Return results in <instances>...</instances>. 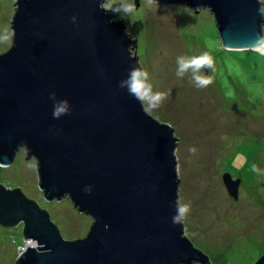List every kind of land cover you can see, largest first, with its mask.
<instances>
[{
	"label": "water",
	"instance_id": "water-1",
	"mask_svg": "<svg viewBox=\"0 0 264 264\" xmlns=\"http://www.w3.org/2000/svg\"><path fill=\"white\" fill-rule=\"evenodd\" d=\"M152 1L208 10L225 50L264 46L260 0ZM102 2L15 0L0 53V166L23 150L44 199L67 198L92 219L85 237L65 240L37 202L0 185V225L22 224L32 244L15 264H211L184 234L175 130L131 91L137 41ZM60 102L67 110L54 116ZM222 180L237 200L240 179Z\"/></svg>",
	"mask_w": 264,
	"mask_h": 264
},
{
	"label": "rangeland",
	"instance_id": "rangeland-1",
	"mask_svg": "<svg viewBox=\"0 0 264 264\" xmlns=\"http://www.w3.org/2000/svg\"><path fill=\"white\" fill-rule=\"evenodd\" d=\"M124 2L113 0V20L136 39L133 52L152 91L166 93L156 104L141 97L143 106L178 138V203L188 205L184 234L211 264H254L264 253V47L261 53L225 50L205 9L139 0L131 14L122 15ZM14 9L15 0H0V53L11 43L3 36L11 31ZM205 52L212 62L210 83L198 87L190 69L176 75L178 56ZM224 173L240 179L237 200L226 190ZM37 177L35 161L23 150L10 166H0V185L19 188L37 202L65 240L85 237L92 219L67 198L46 201ZM26 243L22 224L0 225V264H15Z\"/></svg>",
	"mask_w": 264,
	"mask_h": 264
},
{
	"label": "clouds",
	"instance_id": "clouds-1",
	"mask_svg": "<svg viewBox=\"0 0 264 264\" xmlns=\"http://www.w3.org/2000/svg\"><path fill=\"white\" fill-rule=\"evenodd\" d=\"M100 7H102L105 10L113 9V0H103V2L100 4ZM134 0H125L124 3L120 5V11L121 14H131L134 9ZM259 11L264 14V8L259 9ZM75 19V17H73ZM13 33L11 31H7L6 34L3 36V39L7 40L9 37H11ZM259 53V52H258ZM177 63V69H176V75L182 76L184 71L188 69L190 66L195 70L199 69L201 65H211V59L208 56V54L205 52L199 56H194L190 58H185L183 56H178L176 58ZM148 77V73L144 70L136 71L132 74L131 79V91L136 93L138 97H144L145 99H151V101L156 104L159 103L160 100L166 95L165 92L162 91H152V85L148 82L146 79ZM193 77L196 81V85L204 86L211 82L210 76H203L197 74L195 71H193ZM67 110L66 102H60L55 108L53 115L58 116L61 113H64ZM253 170H256V166L252 165ZM188 210V205L183 204L179 206V212L181 215H183Z\"/></svg>",
	"mask_w": 264,
	"mask_h": 264
},
{
	"label": "bare ground",
	"instance_id": "bare-ground-1",
	"mask_svg": "<svg viewBox=\"0 0 264 264\" xmlns=\"http://www.w3.org/2000/svg\"><path fill=\"white\" fill-rule=\"evenodd\" d=\"M264 47V46H263ZM263 47H259V48H257V52H259V53H261L259 50L261 49V48H263ZM261 54H264V53H261ZM27 245H29V246H32V244L31 243H26ZM23 249H26V247L25 248H23Z\"/></svg>",
	"mask_w": 264,
	"mask_h": 264
},
{
	"label": "flooded vegetation",
	"instance_id": "flooded-vegetation-1",
	"mask_svg": "<svg viewBox=\"0 0 264 264\" xmlns=\"http://www.w3.org/2000/svg\"><path fill=\"white\" fill-rule=\"evenodd\" d=\"M194 71H195L196 73H198V71H197V70H194ZM192 72H193V71H192ZM233 179H236V176H234V177H233Z\"/></svg>",
	"mask_w": 264,
	"mask_h": 264
}]
</instances>
